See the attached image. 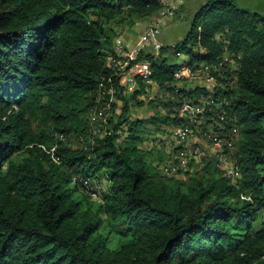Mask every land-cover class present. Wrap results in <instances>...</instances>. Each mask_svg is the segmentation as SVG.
Returning a JSON list of instances; mask_svg holds the SVG:
<instances>
[{
	"label": "trees",
	"instance_id": "trees-1",
	"mask_svg": "<svg viewBox=\"0 0 264 264\" xmlns=\"http://www.w3.org/2000/svg\"><path fill=\"white\" fill-rule=\"evenodd\" d=\"M161 7V0H0V264H264V12L206 0L180 41L162 44L156 57L138 56L151 61L166 90L181 63L224 52L237 59L234 82L223 79L217 93L230 99L226 126L239 127L225 152L240 175H225L209 155L182 178L161 174L152 149L138 146L148 122L153 131L180 122L172 103L161 100L164 113L130 118L106 64L108 23ZM170 48L188 58L169 61ZM109 84L122 112L94 134L87 112L107 100ZM206 92L181 88L194 100ZM35 119L44 127L34 130ZM73 131L89 137L88 149L57 136ZM100 176L107 185L94 200L92 178Z\"/></svg>",
	"mask_w": 264,
	"mask_h": 264
},
{
	"label": "built area",
	"instance_id": "built-area-1",
	"mask_svg": "<svg viewBox=\"0 0 264 264\" xmlns=\"http://www.w3.org/2000/svg\"><path fill=\"white\" fill-rule=\"evenodd\" d=\"M183 0H161L162 7L149 20L146 27L138 39L130 46L125 47V41L121 36L114 39V52L106 55V64L111 67L114 74L118 77V85L123 94L133 93L140 88L148 95L153 96V87L158 84L153 78V68L148 58L138 57L139 54L150 53L153 57L159 55L162 43L157 37L161 25L166 19L172 17ZM219 35H217L218 37ZM225 41V39H223ZM238 62L236 57L230 52H224L214 61L200 62L199 64L181 63L173 72L172 86L169 90L160 92V96L172 103L176 116L180 122L170 127V139L174 140L178 146L176 150L168 156V159L160 163L161 172L168 177L176 176L186 170L191 160L205 156V151L193 137L194 128L201 135L210 140L217 149V156L225 154V148H233L234 131L226 126L229 118L230 99L221 93H217L219 86H223V79L233 83L236 76ZM231 73V78L226 74ZM110 79V78H109ZM195 85H202L207 90L200 93L196 100L189 98L181 93V82H200ZM159 85V84H158ZM193 85V86H195ZM162 88V87H161ZM103 91L110 96L115 94V86L109 84L103 86ZM104 99V98H103ZM110 98L103 104H109ZM102 106V104H101ZM100 106V107H101ZM210 112L207 128H202L200 123L204 121L205 112ZM95 111L91 112L92 120L95 119ZM90 118V119H91ZM91 120V121H92ZM97 128L92 127V133ZM62 133L58 134L62 138ZM52 158L59 161L53 153ZM224 174L232 179L240 175L237 163L231 158V162L224 167ZM242 197L249 198V196Z\"/></svg>",
	"mask_w": 264,
	"mask_h": 264
},
{
	"label": "rangeland",
	"instance_id": "rangeland-1",
	"mask_svg": "<svg viewBox=\"0 0 264 264\" xmlns=\"http://www.w3.org/2000/svg\"><path fill=\"white\" fill-rule=\"evenodd\" d=\"M205 1L206 0H183L181 5L177 8L175 14L169 19H166L161 25L160 30L157 33L159 41L164 45H173L176 42L180 41L189 28L190 21L194 12ZM236 2L242 7H246L252 10L256 9L260 12H264V0H236ZM152 16L153 15L143 16L141 18L124 17L123 19L115 18L113 21L109 22L107 26H110L111 28L112 51L114 52L113 40L118 36H121L124 39L126 48L127 46L133 44L138 39ZM173 51V48L169 49V61L181 62L182 60L188 58L187 55L183 52L177 51L178 53H176L175 51L174 54ZM228 76L231 78V73H228ZM196 83L201 84L203 83V81L195 83L181 82L180 86L182 88H186L187 90L189 89V87H193V85H195ZM157 89H159V91L164 90L158 85H155L153 89L154 93L151 98L147 97L148 95L144 91L139 90H135L133 92H136L134 95L133 93L125 94V96L128 98L129 104L127 115H129L130 118H145L156 112L164 113L166 108L163 107L161 100L165 99H162L163 97L159 96V94L157 93ZM99 94L102 95V92H98V94H96V99H103L104 96H101ZM108 98H110V100H108L109 104L105 106V104L103 103H98L87 112V117L89 118V121H91V112L93 110L95 111V119L91 121V126L95 128L99 126L100 129L96 130L94 134H102L104 129L107 128L108 118L110 117L116 119V117L122 112V99L116 94H113L111 96L109 95ZM32 126L34 130H39V128L44 127V125L41 124L37 119L33 121ZM121 126L123 127V130L126 128L125 123H122ZM230 128L233 129L234 139H236L239 136L238 125L232 123ZM169 131V125H165L164 123L161 124V129L153 131V125L148 122L146 130L143 133L144 138L143 140L138 142V146L140 148H144L145 150L152 149L149 156L153 159V164H155L154 166H156V170H160V172V163L162 164L168 159L169 153H173L172 148L176 145L175 141L170 139ZM124 135L125 132H121L120 136L117 137V140L122 142ZM193 137L195 138V140H197V143L200 144V146H202V148L204 149L205 157L209 155H217V149L214 147L213 143L207 138L203 137L197 130V128H194ZM88 138L89 137L85 138L83 135H80L73 131L68 134H63L62 138L59 139L72 148L83 147L88 149V145L86 144ZM207 158L203 159V157H197L196 159H193L188 168L181 171L178 177L187 178L189 175H191V173L195 172L196 170H200ZM218 158V166L221 169H224V167L231 162V157L228 153L220 154V157L218 156ZM161 174L163 173L161 172ZM92 180L93 184H91L92 189L90 191L91 196L94 200H100L101 192L106 189L107 181L104 176H100V178H92Z\"/></svg>",
	"mask_w": 264,
	"mask_h": 264
},
{
	"label": "crops",
	"instance_id": "crops-1",
	"mask_svg": "<svg viewBox=\"0 0 264 264\" xmlns=\"http://www.w3.org/2000/svg\"><path fill=\"white\" fill-rule=\"evenodd\" d=\"M129 39V38H128ZM130 40V39H129ZM113 44H114V40H113ZM159 84V83H158ZM157 84V85H158ZM159 87H161L160 85H158ZM163 88V87H162ZM153 89H154V87H153ZM164 89V88H163ZM164 90H166V89H164ZM164 90H162V91H164ZM162 91H159V89H157V93L159 94V96H160V92H162ZM161 99V98H160ZM163 99V98H162ZM172 125H169V127H171Z\"/></svg>",
	"mask_w": 264,
	"mask_h": 264
}]
</instances>
